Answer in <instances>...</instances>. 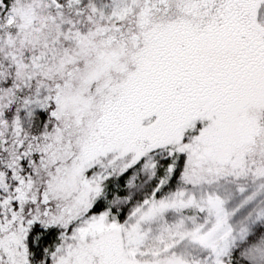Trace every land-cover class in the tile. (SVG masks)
<instances>
[{
	"label": "snow or ice",
	"instance_id": "obj_1",
	"mask_svg": "<svg viewBox=\"0 0 264 264\" xmlns=\"http://www.w3.org/2000/svg\"><path fill=\"white\" fill-rule=\"evenodd\" d=\"M0 264H264V0H0Z\"/></svg>",
	"mask_w": 264,
	"mask_h": 264
}]
</instances>
